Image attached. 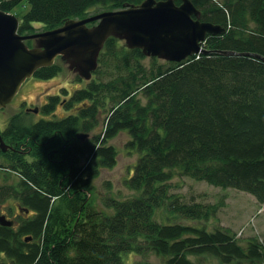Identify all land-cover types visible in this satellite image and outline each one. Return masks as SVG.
<instances>
[{"label":"trees","instance_id":"trees-1","mask_svg":"<svg viewBox=\"0 0 264 264\" xmlns=\"http://www.w3.org/2000/svg\"><path fill=\"white\" fill-rule=\"evenodd\" d=\"M24 1L21 35L145 0H0V9ZM191 1L202 22L226 29L207 37L209 54L169 62L110 38L83 88L49 96L37 122L27 108L11 117L0 133L11 147L1 153L0 204L13 199L24 216L0 225V264H264L258 237L210 225L224 199L190 200L175 184L235 189L264 208V0ZM62 68L56 61L34 77ZM124 133L137 158L124 181L134 194L110 193L98 207L93 182L118 165L110 142Z\"/></svg>","mask_w":264,"mask_h":264},{"label":"water","instance_id":"water-1","mask_svg":"<svg viewBox=\"0 0 264 264\" xmlns=\"http://www.w3.org/2000/svg\"><path fill=\"white\" fill-rule=\"evenodd\" d=\"M200 14L191 0H182L181 5L174 0H145L139 6L68 20L53 30L21 35L19 19L0 9V110L12 103L23 84L39 69L53 66L58 58L83 80L90 81L110 38L125 42L129 49H140L148 58L169 62L180 63L196 55L209 54L203 46L207 37L225 34L226 29L202 22ZM29 40L35 41L33 47L27 45ZM33 112L37 114L39 110ZM86 136L77 135L81 140ZM10 149L0 135V152ZM13 224L0 213V225L11 227Z\"/></svg>","mask_w":264,"mask_h":264},{"label":"rangeland","instance_id":"rangeland-1","mask_svg":"<svg viewBox=\"0 0 264 264\" xmlns=\"http://www.w3.org/2000/svg\"><path fill=\"white\" fill-rule=\"evenodd\" d=\"M29 9V3L24 1L12 14L18 19H21ZM94 25L93 23L89 25V27H93ZM34 26L37 28L35 34L45 32L44 25L34 24ZM34 44V40L27 41V45L30 47H33ZM56 61L63 67L62 72H60L56 78L46 81L38 80L35 77L28 79L23 84L12 103L5 109L0 110V133L5 130L12 116L22 113L23 111L25 112L26 108H38L39 113L37 114L29 112V115H31L29 120L37 122L41 117L40 107L48 101L49 96L62 95L64 89H66L71 96L77 89L83 88L84 85H86L85 80L81 83L76 82L77 74L69 69L67 63L63 62L60 58ZM23 104L25 105L23 106ZM57 114L59 116L67 115V113L61 109L58 110ZM127 142L128 136L125 135V133L119 135L110 142V144L114 145L119 151L118 165L114 169L103 170L101 176L93 182L96 188L95 198L98 207L102 206V200L110 195V193L121 199L129 198L134 194L125 186L124 182L125 179H127L129 168L133 166L137 159L135 155L129 154L126 151L125 145ZM1 153L4 152H0V164H4L5 159L1 157ZM4 184L5 179L3 173L0 172V185ZM175 184L179 186L176 187V192L186 196L190 200L194 199L202 203L212 204L224 199V207L218 211L213 220L209 221L213 228L218 227L232 230L237 234L240 241L258 237L264 242V208L260 206L251 195L239 192L235 189L224 190L213 186L210 187L191 179H177L175 180ZM108 185H111V187ZM0 213L6 215L8 220L15 222L20 217L24 216V213L19 210V206L13 199L8 200L4 204H0ZM149 260L156 264L158 263L157 258L154 256L150 257ZM196 261L198 264H218L216 260L211 258H203L202 260Z\"/></svg>","mask_w":264,"mask_h":264},{"label":"flooded vegetation","instance_id":"flooded-vegetation-1","mask_svg":"<svg viewBox=\"0 0 264 264\" xmlns=\"http://www.w3.org/2000/svg\"><path fill=\"white\" fill-rule=\"evenodd\" d=\"M30 108H28L27 110H29ZM30 110H32V109H30Z\"/></svg>","mask_w":264,"mask_h":264}]
</instances>
